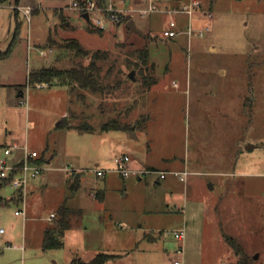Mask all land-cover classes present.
Returning <instances> with one entry per match:
<instances>
[{
    "label": "rangeland",
    "instance_id": "obj_1",
    "mask_svg": "<svg viewBox=\"0 0 264 264\" xmlns=\"http://www.w3.org/2000/svg\"><path fill=\"white\" fill-rule=\"evenodd\" d=\"M169 1L159 0V10L144 15L136 9L147 6L145 0L119 3L133 10L125 16L141 32L122 19L100 32L71 0H38L29 19L15 17L9 0L0 4V51L16 37L0 59V135L6 134L0 157L21 137L19 146L42 157L37 179L45 176L33 198L2 187L0 264H72L99 252L116 254L104 264H173L178 258L240 264L226 238L250 264H264V0H203L212 17L197 11L189 34L166 37L164 28L177 16L165 11ZM49 34L60 43L75 38L85 48L107 50L95 61L101 90L28 83L30 70L90 62L47 44ZM144 45L149 56L141 68L134 63ZM113 117L132 131L99 130ZM87 126L92 130L79 128ZM22 153L15 149L7 159ZM123 154L130 168L143 171L117 172L115 158ZM77 170L75 194L66 177ZM184 171L181 180L175 172ZM99 191L102 200L90 197ZM11 195L16 200H8ZM64 198L70 213L63 245L42 249V230L54 223L49 214H58Z\"/></svg>",
    "mask_w": 264,
    "mask_h": 264
},
{
    "label": "trees",
    "instance_id": "obj_2",
    "mask_svg": "<svg viewBox=\"0 0 264 264\" xmlns=\"http://www.w3.org/2000/svg\"><path fill=\"white\" fill-rule=\"evenodd\" d=\"M8 0H0V4L5 3ZM97 2L101 5L103 0H97ZM13 14L16 17L19 12L16 8H13ZM120 19H122L125 23L129 20V16L120 15ZM89 22V21H88ZM16 27L17 32L19 30V24L16 19ZM90 28V27H89ZM98 31L102 32V30L98 27H95ZM93 29V28H91ZM16 39V37H15ZM13 38L9 44V47L6 51H0V59L5 58L9 55L12 45L15 42ZM47 44L53 43L54 45H58L61 48L68 50L75 57H88L90 58V62L86 65L82 63L73 64L69 67H60L55 64H51L49 66H42L33 70H30L28 73V83L30 84H57V85H67L70 89L72 87L75 88H84L90 89L92 91H99L102 89L101 80L99 79V66L95 64V61L104 55L107 54V50L95 49L91 50L85 48L79 40L75 38H65L63 42H57L51 34L47 37ZM149 56V51L146 45L141 46L137 49V58L139 59L134 65L141 64L142 67L147 66V59ZM149 68L153 67V64H148ZM148 68V69H149ZM92 71V73H90ZM155 79L151 78L148 84L154 82ZM61 122V121H60ZM139 123V122H138ZM137 123V124H138ZM139 125V124H138ZM67 127H71L67 124ZM80 129L92 130L90 126L87 127H79ZM131 130V125L129 123H121L118 118H111L107 121L101 123L99 130L107 131V130ZM36 162L41 163L42 157L36 159ZM80 177L81 173H77L72 180L71 188L76 190L80 185ZM5 185V182L0 180V203L4 201V197L1 194V189ZM96 197L100 200L103 199V192H96ZM10 200H16L10 198ZM7 201H5L6 203ZM56 218L54 223L50 226H47L43 230V237L41 247L42 249L49 248H58L63 245V240L60 238L65 229L69 226V213L70 208L66 205L65 201L62 202L57 208ZM228 243L233 247L235 253L239 256L238 263L240 264H250V258L241 255V248L235 241L232 239L226 238ZM115 253L109 252H99L93 258L88 261H81L78 259H73L72 264H104L109 259L115 258Z\"/></svg>",
    "mask_w": 264,
    "mask_h": 264
},
{
    "label": "built area",
    "instance_id": "obj_3",
    "mask_svg": "<svg viewBox=\"0 0 264 264\" xmlns=\"http://www.w3.org/2000/svg\"><path fill=\"white\" fill-rule=\"evenodd\" d=\"M123 0H103V3L100 5L97 0H71L70 7L77 8L82 14L87 12L89 15V22L103 29L107 27L110 23L120 19V15H126L127 11L132 12V9H124L119 5ZM147 6L140 7L136 9L141 14H147L159 10L158 1L159 0H145ZM24 15L29 19L30 13L32 12V7L30 5L22 8ZM165 11L173 13L176 15L185 16V23L182 27L178 25V22L175 18L171 17L168 23V26L164 28L163 35L166 37H173L178 33H190L193 30L192 16L195 12L200 11L203 15L211 18V11L204 7L203 0H183L179 5L171 8H167ZM198 33L201 35L203 30L198 29ZM44 52V51H43ZM23 149V153L19 160L11 162L7 159V155H10L15 149ZM4 157H0V180L9 185L14 189L15 193H19L22 198L27 193L28 184L31 178H34L41 174L42 168L40 163L36 162V159L39 158V153L36 150H28L26 146H19L17 143L7 145L4 147ZM130 160L129 155L123 154L115 158V170L119 172L122 176H127L132 169L128 166ZM97 175H102L103 170L97 169ZM179 173L180 179H185L184 175L187 174L184 172H175ZM16 214L25 215L26 212L24 209L15 210ZM54 214L51 213L50 217H53ZM2 229H0L1 231ZM178 238H184V232L181 230L177 234ZM177 252H182V247L177 249ZM173 264H183L180 259H175Z\"/></svg>",
    "mask_w": 264,
    "mask_h": 264
},
{
    "label": "crops",
    "instance_id": "obj_4",
    "mask_svg": "<svg viewBox=\"0 0 264 264\" xmlns=\"http://www.w3.org/2000/svg\"><path fill=\"white\" fill-rule=\"evenodd\" d=\"M183 0H170L169 1V5H170V8L171 7H175V6H177V5H179L181 2H182ZM9 4V7L11 8V10L13 11V8H16L17 9V11L19 12V13H23V11H22V8L23 7H25V6H28V5H30L31 7H32V12L33 11H37V9H38V4H39V2H38V0H9V2H8ZM12 13V12H11ZM24 14V13H23ZM173 18H175L176 19V21L178 22V25L180 26V27H182L183 26V24L185 23V16H183V15H177L176 17H173ZM69 23H66V25H68ZM3 76L6 78L7 77V75L6 74H4L3 73ZM56 86H58V85H56ZM59 86H61V85H59ZM37 87L38 88H45V84H38L37 85ZM24 94H25V92L24 91H20V93L18 94L19 96H24ZM29 95H30V92H26V99L28 100L29 99ZM69 97H70V95H68ZM20 100H22V99H20ZM63 114H65V113H63ZM12 131V130H11ZM11 131H9V132H11ZM5 137H6V134L5 133H3V134H1L0 135V145H5ZM19 138V140L18 139H13L12 140V142L11 143H19V142H23L22 140H21V137H18ZM20 144V143H19ZM7 145H9V142L7 143ZM21 155L22 154H16L15 156H13V159L11 160V162H14V161H17V160H19L20 159V157H21ZM53 156L54 155H51L48 159H47V162H50V160L53 158ZM147 155H146V157H144L146 160H147ZM148 167H152V165H147ZM155 168V167H154ZM131 169H132V171H137V172H140V171H143V169H142V166L140 165V166H137L136 164H133L132 165V167H131ZM75 173V175H76V173H78V170L77 171H75L74 172ZM73 173V174H74ZM73 174H70L71 175V177L70 178H72V177H74L75 175H73ZM37 177L38 176H36V177H34V178H31L30 179V181H29V184H28V188H27V193H26V195L24 196V198H33L32 196H33V188H36V186H41L42 184H43V180H45V176H43V177H40V179H37ZM70 178H68V177H66V182H70V181H72ZM80 179H81V177H80ZM80 183H81V180H80ZM80 186V185H79ZM79 188V187H78ZM77 190L78 189H76V191H75V194H77ZM13 197V195H11L9 198H8V200H10V198H12ZM90 197L91 198H93V199H95V198H97L96 197V194H94V195H90ZM20 198V197H19ZM21 198H22V196H21ZM23 198V199H24ZM23 199H20V200H23ZM67 199L68 198H64V199H62V200H60L59 201V203H58V205L56 206V208H58V206L60 205V203H62V202H64L65 201V203H66V205L69 207V204H68V201H67ZM72 199V198H71ZM76 202H77V204H79V202H78V198L76 199ZM3 204H5V202H2ZM76 208H78V209H82L81 208V206H76ZM26 212V211H25ZM51 213H53L54 214V216L53 217H51V218H56V213L55 212H50V214ZM50 214H49V217H50ZM44 230V229H43ZM43 230H42V237H43ZM41 243H42V241H41ZM109 253H111V252H109ZM179 259V258H178ZM116 261V260H115ZM106 263H107V261H106Z\"/></svg>",
    "mask_w": 264,
    "mask_h": 264
},
{
    "label": "water",
    "instance_id": "obj_5",
    "mask_svg": "<svg viewBox=\"0 0 264 264\" xmlns=\"http://www.w3.org/2000/svg\"><path fill=\"white\" fill-rule=\"evenodd\" d=\"M83 17L88 21L89 20V15L87 12H84L83 14ZM126 26L130 29V30H134L136 32H141V29L137 28L136 26V23H135V20L133 18H130L127 22H126ZM134 73H135V70H131L129 73H128V76L131 78V79H135V76H134ZM133 136L136 137V135L134 134ZM248 146H252V145H247Z\"/></svg>",
    "mask_w": 264,
    "mask_h": 264
}]
</instances>
